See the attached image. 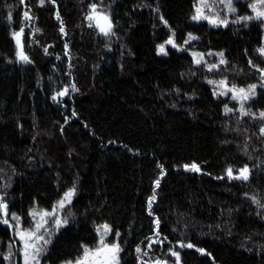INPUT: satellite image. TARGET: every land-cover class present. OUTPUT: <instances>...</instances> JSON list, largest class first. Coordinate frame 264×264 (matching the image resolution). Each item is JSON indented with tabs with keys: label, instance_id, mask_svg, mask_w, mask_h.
<instances>
[{
	"label": "trees",
	"instance_id": "trees-1",
	"mask_svg": "<svg viewBox=\"0 0 264 264\" xmlns=\"http://www.w3.org/2000/svg\"><path fill=\"white\" fill-rule=\"evenodd\" d=\"M93 2L111 13L114 35L89 27L85 17ZM196 2L0 0V194L9 203L8 218L15 212L27 223L31 207L50 209L73 183L78 189L44 264L78 258L84 244L95 246L97 225L105 222L122 246L120 264H137V244L149 261L161 257L172 264L167 249L174 247L180 264H264V209L250 198H264V120L240 116L231 96L213 95L208 82L227 76L241 86L258 83L249 59L264 67L257 52L264 21L234 22L237 15H253L252 0H235L238 12L228 26L196 22ZM21 27L28 62L15 55L11 33ZM172 30L181 49L167 46ZM190 32L197 38L185 45ZM160 44L166 51L159 55ZM193 51L205 53L209 63L223 51L228 63L209 72L203 62L193 63ZM65 86L68 93L53 99ZM257 93L246 107L258 113L264 87L258 84ZM225 104L235 111L225 113ZM192 161L201 171L183 167ZM245 164L248 181L227 178L228 165L235 171ZM157 217L163 243L148 248ZM178 239L205 252L181 248ZM9 245L14 250L18 243L0 220V264H19L18 250L5 259Z\"/></svg>",
	"mask_w": 264,
	"mask_h": 264
},
{
	"label": "snow or ice",
	"instance_id": "snow-or-ice-1",
	"mask_svg": "<svg viewBox=\"0 0 264 264\" xmlns=\"http://www.w3.org/2000/svg\"><path fill=\"white\" fill-rule=\"evenodd\" d=\"M23 2V0H22ZM45 0H39V3L42 5ZM55 4L56 0H51ZM219 4L221 7H217ZM248 7L251 9L253 15H237L234 22L239 23L240 21H251L253 19L264 21V0H252L249 3ZM89 11L86 14V19L89 21V27L95 26L99 33L104 36L114 35V20L109 11L103 10V8L97 3L93 2L88 5ZM238 12V9L235 7V0H197L194 4V14L191 17L193 20H206L209 24L214 26H228L230 23L229 16L230 14H235ZM23 16L25 19H30L29 11H24ZM56 18L60 20V29L61 33H65V27L63 20L60 17L59 11L56 12ZM11 14L9 15V20H11ZM160 19L167 24V21L161 15ZM34 31H40L39 28L34 29ZM11 35L15 39L16 43V58L18 60L28 62L30 57L24 49L23 44V35L24 28L21 27L19 30H13ZM188 39L184 41V44H188L189 40L196 39L193 33L187 34ZM167 44H171L174 48L181 49L184 45L178 44L175 40V30H172V35H169ZM67 44H65V49H67ZM158 50L160 52H165V44L158 45ZM47 51V49H45ZM257 52L261 55H264V44H261L257 48ZM193 63L200 65L202 62L204 66L208 69L209 72L214 69L219 68L220 65H226L228 63L225 58L223 51L216 52L215 55L219 57L217 63H209L205 59V53L193 51L192 53ZM207 55H213L212 50H209ZM249 64L254 69H258L259 72V81L258 83H250L246 86H241L236 83H229L228 77L224 76L219 80L210 79L208 82L214 85L213 95H224L228 96L231 94V99L239 103V114L240 116H250L253 119L259 118L264 120V109L255 112L252 109L246 107V102L251 101L255 98L257 93L258 84L261 87H264V67L256 64L252 59H249ZM73 91H78L75 84L71 85ZM68 86H65L60 91L54 93L53 99L62 97L68 93ZM225 113L234 112L233 108H230L227 104L224 106ZM72 115H76L73 111ZM67 122V121H66ZM259 132L261 135H264V123L261 124ZM245 146V149L246 150ZM159 167L162 169L164 166L161 164ZM183 167L187 170L201 171V166L196 161L191 163H185ZM228 179H238L242 181H248L251 175L250 167L245 164L240 167L238 170L233 169L232 165H228L225 169ZM161 171L160 175H163ZM157 186L159 185V180L154 182ZM78 189L75 183L68 187L63 195L56 200L51 209L48 208H39L38 206H33L29 209L28 215L32 218V222L29 227L25 228L22 224V218L15 212L11 213V222L8 218L9 213V203L6 198L0 194V220L4 224L9 225L14 228V234L18 237L22 247L19 249L23 254V264H41V256L47 251V245L51 242L53 231H59L61 225L68 223V218L65 215H62L63 212L67 211L66 206L72 203V199L77 193ZM247 197L248 193H244ZM251 200L258 207L264 209V198H258L256 195H251ZM156 199V190L153 189L152 195L148 197V209L151 213L152 202ZM14 222V223H13ZM156 225V231L153 233L154 240L148 241V248L153 246V243L159 242L163 243V240H159L161 235L159 231L160 219L157 217L154 221ZM112 226L107 222L102 225H97V233L99 234V239L95 247H90L87 244L83 245V253L79 256L74 262L65 261L64 264H120V253L122 251V246L119 241L109 242L106 238L109 233L112 232ZM115 236L119 237V230L115 231ZM167 236L164 237V240H167ZM181 248H197V245L189 240L186 244L183 239H178L176 241ZM9 252L5 256V259H10L12 256L11 245H9ZM201 253L205 252L204 248H197ZM135 251L137 253V264H170L169 259L156 257L153 260H144V256L148 255L146 250H143L140 244L136 245ZM168 253L172 257H175V261L172 264H180L181 253L178 250H175L174 247H168Z\"/></svg>",
	"mask_w": 264,
	"mask_h": 264
},
{
	"label": "rangeland",
	"instance_id": "rangeland-1",
	"mask_svg": "<svg viewBox=\"0 0 264 264\" xmlns=\"http://www.w3.org/2000/svg\"><path fill=\"white\" fill-rule=\"evenodd\" d=\"M194 21H196V22H198V21H204V22H206V23H208L206 20H194ZM209 24V23H208ZM167 46H169V47H173L171 44H167ZM157 53L160 55V54H163L164 52H160L159 50H157ZM228 95H230L231 96V94L229 93ZM238 105H239V103L237 102V101H235ZM51 209V208H50ZM63 214V213H62ZM31 222H32V218L30 217V216H28V221H27V223H25V221H22V224H23V227H25V228H27V227H29V225L31 224ZM14 223V222H13ZM63 225H61V227H62ZM12 229H13V233H14V228L13 227H11ZM57 231H53V234H55ZM15 235V234H14ZM15 239H16V242L18 243V246H17V248L16 249H12L11 251H12V253H13V251H14V255L16 254V252H17V250H18V256H17V258H20L19 259V264H23V254H22V252H20L19 251V249L22 247V245L20 244V242H19V239H18V237H16L15 236ZM98 239H99V235H98ZM98 239H97V241H98ZM109 242H112V241H117V239H111V232L109 233V235H108V237L106 238ZM97 244V243H96ZM96 244H95V246H96ZM95 246H93V247H95ZM82 253H83V251L81 252V254H80V256L82 255ZM121 254V253H120ZM15 257H16V255H15ZM41 264H44L43 263V255L41 256ZM77 259V258H76ZM75 259V260H76ZM75 260H72L73 262L75 261ZM62 264H64V263H62Z\"/></svg>",
	"mask_w": 264,
	"mask_h": 264
}]
</instances>
